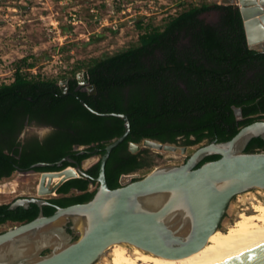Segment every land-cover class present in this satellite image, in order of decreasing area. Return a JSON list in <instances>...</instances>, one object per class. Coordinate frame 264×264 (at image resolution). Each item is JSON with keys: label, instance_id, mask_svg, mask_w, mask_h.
<instances>
[{"label": "trees", "instance_id": "obj_1", "mask_svg": "<svg viewBox=\"0 0 264 264\" xmlns=\"http://www.w3.org/2000/svg\"><path fill=\"white\" fill-rule=\"evenodd\" d=\"M210 11L219 14L212 24L201 18ZM137 28L144 31L135 45L86 66L94 95L75 91V77L67 79V93H63L56 81L28 77L20 67L11 83L0 85V180L10 178L17 167L26 173L73 167L68 162L56 165L66 156L82 164L94 149L101 156L124 133L122 119L95 115L79 99L97 113L128 117L129 133L112 149L105 164L110 189L120 187L122 175L153 166L148 149L131 153L130 143L150 139L193 147L215 139L224 142L242 127L264 120V55L247 47L235 6H191L169 18L163 28H144L142 22ZM233 107L241 108V120H236ZM26 123L51 126L54 131L44 141L35 139L20 151L16 138ZM81 147L88 153L77 155ZM262 151L260 138L251 139L245 148V152ZM218 158L206 157L199 165ZM35 163L54 166L31 168ZM98 170L99 162L85 172L88 178L65 181L56 190L57 197L48 201L60 207L90 201L95 190L89 191V187L96 185L92 180ZM9 204H0V225L26 223L39 213L35 204L26 210H9ZM42 212L49 216L54 208L45 206Z\"/></svg>", "mask_w": 264, "mask_h": 264}, {"label": "water", "instance_id": "obj_2", "mask_svg": "<svg viewBox=\"0 0 264 264\" xmlns=\"http://www.w3.org/2000/svg\"><path fill=\"white\" fill-rule=\"evenodd\" d=\"M221 3L238 8L247 47L264 51V0H222ZM76 80L78 88L84 86L81 91L95 93L86 71L77 75ZM59 86L67 93V80ZM79 101L95 115L118 117L124 122V133L98 157V176L92 180L97 184L95 193L85 203L55 205L54 212L44 216L42 208L51 203L43 196L56 194L67 180L88 176L82 164L69 156L56 165L60 167L68 162L74 164L73 167L39 173L37 197L17 198L8 207L9 210L18 207L26 210L35 204L39 213L33 220L0 233V264H94L114 245L136 248L163 259H181L201 250L209 237L221 230L220 224L235 196L250 190L264 191V151L245 152L251 139L264 141V120L242 127L228 141L215 139L200 146L183 164L156 167L138 180L110 189L105 179V164L112 149L129 133L128 117L117 113L100 114ZM233 111L235 115L241 114L238 108ZM141 148L179 151L182 156L188 149L150 139L143 140L142 146L129 145L131 153ZM97 151L94 149L91 155ZM85 153L88 152L81 147L77 155ZM214 155L219 158L199 165L206 157ZM52 166L53 163H35L31 168ZM60 173L63 177L52 185L53 176ZM215 264H264V243Z\"/></svg>", "mask_w": 264, "mask_h": 264}, {"label": "rangeland", "instance_id": "obj_3", "mask_svg": "<svg viewBox=\"0 0 264 264\" xmlns=\"http://www.w3.org/2000/svg\"><path fill=\"white\" fill-rule=\"evenodd\" d=\"M222 0H0V85L9 84L13 73L20 67L28 77L56 81L58 84L86 71L94 59L119 53L138 41L144 30L137 28H163L169 18L191 6L221 5ZM217 11L204 13L206 23L217 22ZM26 58V64L20 61ZM32 64V68H28ZM80 67L81 69H76ZM31 133L42 136V127H27ZM188 147L185 156L148 149L152 168L138 171L146 176L154 168L183 164L197 148ZM142 146V143L139 144ZM181 146V145H179ZM141 150H143L141 148ZM98 156L85 160L84 169L92 167ZM39 174L14 173L0 180V204H9L17 198L37 197ZM96 186H90L89 191ZM57 194L42 198L51 199ZM264 203V191L250 190L235 196L230 202L223 221L227 230L240 214L253 212L252 206ZM11 224L0 226V233ZM131 250V247H127ZM104 260V261H103ZM103 261V262H102ZM94 264H109V251Z\"/></svg>", "mask_w": 264, "mask_h": 264}, {"label": "bare ground", "instance_id": "obj_4", "mask_svg": "<svg viewBox=\"0 0 264 264\" xmlns=\"http://www.w3.org/2000/svg\"><path fill=\"white\" fill-rule=\"evenodd\" d=\"M237 4L240 7V4ZM62 177L63 173L54 175L52 185ZM48 180L46 176V182ZM258 201L252 206V213L240 214L232 226L225 231L218 230L213 233L207 244L190 256L177 260L163 259L145 254L136 248L128 250L123 245H114L107 250L109 264H215L264 243V203ZM105 255L106 253L103 256Z\"/></svg>", "mask_w": 264, "mask_h": 264}, {"label": "flooded vegetation", "instance_id": "obj_5", "mask_svg": "<svg viewBox=\"0 0 264 264\" xmlns=\"http://www.w3.org/2000/svg\"><path fill=\"white\" fill-rule=\"evenodd\" d=\"M237 8V7H236ZM238 9V8H237ZM254 51H256V52H258L260 55H264V51H260V50H254ZM245 85L247 86V83L245 82ZM84 88V86H81L80 88H78V84H77V87H76V89H75V91H80V92H85V93H87L88 95H94V94H96V91H95V93H93L92 91H88V90H86V91H81V89H83ZM233 108H236V107H233ZM232 108V109H233ZM238 109H240L241 110V108H239V107H237ZM233 114H234V111H233ZM234 116H235V118H236V120H241L242 119V110H241V114L240 115H235L234 114ZM238 116H240V117H238ZM252 116H258L257 114L256 115H252ZM32 125H34L35 127H42V128H44V130H45V132H44V134L42 135V136H39L38 134H36V133H31V132H29L28 130H27V127H30V126H32ZM54 131V128L53 127H51V126H47V125H37V124H35V123H26V125H25V127H24V129L21 131V133L17 136V138H16V142L17 143H20V146L19 147H17L20 151H21V149H22V147L23 146H25L27 143H29V142H31V141H33V140H35V139H37L39 142H42V141H44L52 132ZM15 148H16V146H15ZM95 156H98V155H96V154H94V155H91V157L90 158H92V157H95ZM99 157V156H98ZM89 158V159H90ZM74 160V159H73ZM88 160V159H87ZM75 161V160H74ZM97 163V162H96ZM95 163V164H96ZM94 164V165H95ZM73 166H74V164H72ZM89 169V168H88ZM88 169H86V171L88 170ZM85 171V172H86ZM15 173H18V174H30V175H32V174H39V173H41V172H38V171H33V172H29V173H26L25 171H23V168L22 167H17V171L15 172ZM86 177V176H85ZM3 179H7V178H3ZM2 180V179H1ZM91 186H96L97 187V184L96 185H91ZM71 193H77L76 191H71ZM47 200H49V199H47ZM53 206H55V204H51V207L52 208H54ZM6 224H11V227L12 226H15V225H18L17 223H11V222H8V223H6ZM5 225V224H4ZM0 226H2V225H0ZM70 227V224H67V226H66V228L68 229Z\"/></svg>", "mask_w": 264, "mask_h": 264}, {"label": "built area", "instance_id": "obj_6", "mask_svg": "<svg viewBox=\"0 0 264 264\" xmlns=\"http://www.w3.org/2000/svg\"><path fill=\"white\" fill-rule=\"evenodd\" d=\"M140 175L135 172V173H131V174H127V175H122L120 177V180H119V184L120 186L123 185V184H126V183H129V182H132V181H135V180H138L140 179Z\"/></svg>", "mask_w": 264, "mask_h": 264}]
</instances>
